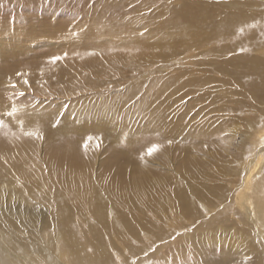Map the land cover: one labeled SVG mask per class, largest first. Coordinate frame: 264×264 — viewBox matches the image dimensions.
Returning <instances> with one entry per match:
<instances>
[{"label": "rangeland", "instance_id": "1", "mask_svg": "<svg viewBox=\"0 0 264 264\" xmlns=\"http://www.w3.org/2000/svg\"><path fill=\"white\" fill-rule=\"evenodd\" d=\"M217 1L212 4L213 0H0V139L5 145L18 148L21 155L17 164L4 162L3 167L8 181L24 187L31 196L35 194L32 196L35 201L30 197L29 202L17 199L12 205L19 206L17 202H23L28 209L38 210L50 238L58 233L59 222L62 223L58 202L61 197L72 218L69 221L81 236H90L93 227L94 218L86 212L89 204L85 203V197L72 194L65 177L62 174L59 177L57 170L65 171L68 162L64 161L59 168L50 163L52 147L80 146L85 152L83 165L88 175L94 184L105 188L103 202L114 212L109 214L108 226L96 227L102 240V235L109 236L107 246L120 249L121 243L126 242L120 235L129 232L128 228L146 236L152 225L163 226L165 232L170 229L175 232L174 238L163 239V251L167 259L177 263L176 242L187 241L194 233H198V241L211 232L216 238L205 245L204 252L215 253L218 263L223 264L221 252L226 239L222 238L224 234L218 237L215 233H225L228 227L220 228L227 221L214 213L224 207V203L219 201L212 211L208 210L203 216L202 228L196 226L194 230L195 224L190 226L181 221L179 189L184 191V186L192 184L194 190L201 193L210 189L208 194H216L224 187L230 203L232 198L237 201L231 185L236 179L235 172L243 167L239 151L252 147L251 137H259V147H264V129L261 136L255 137L248 126L250 120L261 117L264 104L258 99V104L247 112L250 96L239 94L241 87L235 85L229 75L225 77L218 70L215 74L206 72L208 51L217 52L215 49L222 45L220 42L210 44L202 37L182 47L185 51L180 46V33H191V24L197 18L206 21L208 8L213 11V6H219L221 13L231 10L223 6L227 0H220L221 4ZM227 3L232 5L233 1ZM244 11L252 12L247 8ZM259 11L258 14L253 12L257 18H249L248 23L241 26L243 35L237 33L236 40L264 32V10ZM259 41L263 43L264 39ZM246 52L245 57L264 62V47ZM234 54L237 53L220 52L217 63L229 66L228 60ZM54 57L61 59L53 62ZM194 70L201 72L195 74ZM193 73L197 78L204 74L215 80L212 84L205 80L204 85L198 87L200 96L195 100L194 94H189L190 84L184 88L181 85L184 79L187 84V80L195 77ZM222 81L230 82L228 88L232 85L229 94L216 87ZM263 95L261 92L259 97ZM223 110L229 113L226 116L229 126L237 117L242 121L231 152H226L230 134L227 126L209 141L212 146L213 143L220 145L211 149L220 161L215 171L217 164H210L207 170L202 168L194 180L177 173L181 155L193 147L190 138L193 132L201 131L200 125H207L202 130L207 133L205 137L209 136L210 128L221 126L225 120ZM9 112L13 114L8 115ZM208 118L214 120L208 122ZM152 144L159 149L149 155L147 149L154 146ZM237 145L239 150L235 149ZM260 153L263 164L264 148ZM210 159L213 163L216 160L213 156ZM18 168L25 170V177L19 176ZM144 175L148 183L140 200L139 191L125 194L117 191L120 187L127 190L129 181ZM183 176L189 182L187 185L182 181ZM1 180L0 191L7 193L9 183ZM156 180L162 182L163 187L151 189L150 185ZM9 185L12 195L13 186ZM11 197L14 199L13 195ZM133 200L135 203H131ZM215 200L218 201V197ZM131 205L136 208L130 210ZM116 214L119 215L115 217ZM210 215L217 220L214 226L204 224ZM0 229L10 231L15 238L14 230L4 225ZM91 238L95 237L91 234ZM24 240L19 241L17 251ZM253 243L257 252L258 249L264 252V236L257 237ZM245 246L252 248L250 243ZM60 247L52 252H56L59 264H71L63 257ZM123 251L127 255V250ZM149 252L145 251L148 258ZM117 253L120 254V250ZM237 259L240 264L251 260L243 254H238ZM258 259L255 264H264V259L260 262ZM22 261L27 263L23 257Z\"/></svg>", "mask_w": 264, "mask_h": 264}, {"label": "bare ground", "instance_id": "2", "mask_svg": "<svg viewBox=\"0 0 264 264\" xmlns=\"http://www.w3.org/2000/svg\"><path fill=\"white\" fill-rule=\"evenodd\" d=\"M231 1H233L232 5L227 3L228 0L225 1L226 4L223 2V6L227 5L231 7L230 11H223L221 13V8H219V6H213L214 10H210V12L208 8L205 13V17L207 16L206 21L197 18L194 24H191V33H187L186 31L180 33L182 37L180 46L181 48H186L190 41L193 44L202 37L205 42L210 44L220 42L222 45L215 49L217 52H213L212 50L208 51L209 57L206 61L208 63L205 62V64L209 68L206 69V72L211 71L215 74L217 73L215 71L218 70L224 73L225 77L229 75L239 88H244V90L240 88L241 93L239 94L250 96L251 104L247 106V112H250L253 105L258 104V99L264 104V95L263 97H259L261 92H264V62L258 58L245 57V55H248L246 50L253 48V51H255L264 47V42L261 43L259 41L260 39H264V32L259 34L255 33L252 36L251 33H248L251 37L248 38L246 35L242 40H236L235 37H238L237 33L243 35L241 26L248 23L249 18H257V15L253 12H257L258 14L260 13L259 10H264V0H238L240 3H237L235 0ZM216 2L218 1L213 0L212 4ZM219 4H221L220 0ZM244 8L252 12H245ZM244 34L247 33L244 32ZM226 42H228V44H226ZM183 48L182 50L185 51ZM188 48H190V46ZM233 51L237 54H234L233 57L228 60L229 66L217 63L218 54L220 52L231 53ZM210 58H213V60L210 61ZM200 72L195 71L194 73L197 74ZM201 76L202 77L198 78L196 75L195 77L192 76L191 79L187 80V84L185 79L183 83L181 82L182 88L190 84L189 94L192 96L194 94V100L200 96L197 93L198 87H202L205 80L208 84H212L213 81H215L212 78H208V75L205 76L202 74ZM229 83V81H222L221 84L216 87H220L224 93L229 94L232 89V85L228 88ZM222 91L220 92L222 93ZM236 91L237 89L235 92ZM185 94L183 93L184 96ZM235 96H238V94H235ZM234 105L239 106V103L234 102ZM222 112L225 114L223 117L225 120L221 118L222 115H219L218 117H220L221 122L222 120L223 122L221 126L216 125L210 128L209 136L205 137L207 133L203 131L205 129L203 127H208L207 125H200L201 131L197 129L193 132V135L190 137L193 140L190 139L193 147L191 146L192 149L189 148L191 150H187L181 155L182 161L179 168L181 171L178 170L177 173L179 172V174H183L186 177H192V180H194L201 174L199 171L202 168L203 170H207V166L210 164L212 166L217 164L214 169L215 171L220 161L217 160L218 157L215 155L216 152L211 149L217 148L220 145L218 143H213L212 146V143L209 141L214 134L222 129H226L227 126L230 134L227 139L228 147L226 152H231V146L236 140V135H238L241 130L242 126L240 124L242 121L237 117L238 120H234L229 126V122L226 124V116L229 113L226 110ZM260 116V118H256L255 120L247 121L254 136H261V134H263L264 111ZM207 120L208 122H212L214 119L208 118ZM229 121L231 122V120ZM194 124L195 122H193V125ZM252 133L249 135L250 137ZM258 138L259 137L254 139V137H251L252 147L246 146L245 149L241 148L243 151H239L242 152L240 158L243 167L239 172H235L234 177L236 179L231 185L232 195L238 202H234L232 198L230 203L229 197H227L229 194L226 193L224 187L221 191L218 190L216 194H208L210 189L205 193H201V190H194L192 184L187 185L189 182L185 176H183L182 181L187 187L184 186V191L179 189L181 195L178 196V200L181 201V212L183 215L181 221L188 222L190 226L195 224L194 230L196 226L202 228L203 216H206L208 210L212 211L211 209L217 202L219 203V201L224 203V207L214 213L218 218L227 221L226 225L220 228L223 229L228 227L225 233H215L218 237L220 234H224L222 238L226 239L227 244L225 243L223 247L224 250L221 252L223 264H240L237 259L238 254H243L245 257L251 258L250 262L247 264H255L257 257H259L258 262L264 259V252L261 249H258L257 252V250H255V244L253 243L257 237L264 236V162L263 164L260 163V150L264 147H259L260 140ZM0 145V179H2L1 181H5L6 184H12V195L14 197V199L11 197L12 195L9 191L11 187L9 184H7V193L4 192L5 190L0 191V226L4 225L8 229L15 231V238L13 239L10 231L3 232V230L0 229V243L2 244L0 247V264H59L60 260L57 258L56 252L54 254L52 253L59 245H61L60 248L63 257L68 259L71 264H221V262L218 263L215 253L206 254L204 252L205 245L207 243L211 244L214 238H216L211 232L205 233L198 241V233H194V235H192L193 239L192 237H188L187 241L180 240L176 242L174 244L175 249L179 247L177 255H175V257L178 256L177 263H173V260H169L165 257L163 239L168 237L174 238L175 232L172 229L166 230L165 232L163 226L160 228L157 225H152L156 228H152L151 226L146 236L141 231L128 228L129 232L124 231L122 235H120L121 238L126 241L121 243L120 249L113 245L107 246L106 240H108L109 236L107 234L102 235V237H104L102 240L99 236V228L96 227L101 224H103L104 228L108 226L106 222H110L109 214H114V212L103 202L105 201V188L94 184L88 175V170L83 165L85 152L80 146L74 147L64 145L52 147L50 163L55 164L56 167L59 168L64 161L68 162V167L65 171L57 170L59 172V177L60 174L65 177L64 180L66 184L71 187L69 191L72 192V194L74 193L76 196L85 197V203L89 204L86 212L94 218V223L91 225L93 227L90 229V236H81L80 232L76 231L75 226L69 221V219L72 220V218L69 216V210H66L63 204L64 200L61 197L58 202L62 223L59 222L60 227L58 233L53 235V239L50 238L49 235H47V227L46 229L44 228V220L42 216L39 215L38 210L34 211L35 209H28L27 205L25 206L23 202H17L19 206L12 205V202L17 199L28 202L34 200L32 196L35 194L33 193L31 196L24 187L18 184L13 185L14 183L12 181H8L5 176L3 164L4 162L17 164L21 159V155L18 152V148L5 145V142L1 139ZM152 145L155 146V144ZM152 147L153 146H149L148 149ZM237 147H239V145H237L235 149H237ZM239 149L240 148L237 150ZM202 152H204L206 156H204ZM212 156L216 159L214 163L213 160L210 159ZM236 173H239L238 176ZM18 174L21 177L26 176V172L22 168H18ZM145 175L136 177L133 181H129L127 190L121 188L117 184L118 187H120L117 191L123 194L130 193L131 191H139L141 194L138 195L140 200L144 194L145 185L148 183L147 176ZM253 178H256V180L253 181ZM1 187L0 190H2ZM155 187H163V183L156 180L153 182L152 186L150 185L151 189ZM29 197L30 200L28 199ZM215 197H218L219 200H215ZM206 200L208 201L204 202ZM131 203H135V201L133 200ZM133 205H131L130 210L136 208ZM118 215L116 214L115 217ZM207 219V222L204 224L209 226H214L215 221H217L214 220V217L211 215ZM235 222L239 223L236 225L237 227L233 226ZM6 234L8 235L7 238L4 237ZM91 234L95 238H91ZM17 237L19 240L16 239ZM30 239L31 242L27 241ZM21 240H24V243L20 245V251H17L19 248V241ZM220 241H222L221 238ZM246 243H250L252 248L249 249L246 247ZM35 247H41V249L36 250ZM231 249H233V251L230 253ZM118 250H120V254L117 253ZM123 250H127V255L124 254ZM145 251H150L148 253L149 258ZM57 253H59V251H57ZM257 253L260 255H257ZM22 257L27 263H24V261L20 262Z\"/></svg>", "mask_w": 264, "mask_h": 264}, {"label": "snow or ice", "instance_id": "3", "mask_svg": "<svg viewBox=\"0 0 264 264\" xmlns=\"http://www.w3.org/2000/svg\"><path fill=\"white\" fill-rule=\"evenodd\" d=\"M59 59H61V58H60V57H54V58H53V62H55L56 60H59ZM14 111H15V109H13V112H14ZM13 112H9L8 115H12ZM0 123H2V122H0ZM30 135H32V133H30ZM158 149H159V146H158V145L153 146L152 148L148 149V154L151 155V154H153L154 152H156ZM141 158H143V157H141Z\"/></svg>", "mask_w": 264, "mask_h": 264}]
</instances>
